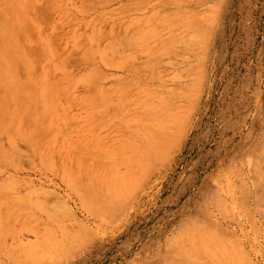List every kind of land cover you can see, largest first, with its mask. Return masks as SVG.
I'll return each instance as SVG.
<instances>
[{"label": "rangeland", "instance_id": "rangeland-1", "mask_svg": "<svg viewBox=\"0 0 264 264\" xmlns=\"http://www.w3.org/2000/svg\"><path fill=\"white\" fill-rule=\"evenodd\" d=\"M0 264H264V0H0Z\"/></svg>", "mask_w": 264, "mask_h": 264}, {"label": "bare ground", "instance_id": "bare-ground-1", "mask_svg": "<svg viewBox=\"0 0 264 264\" xmlns=\"http://www.w3.org/2000/svg\"><path fill=\"white\" fill-rule=\"evenodd\" d=\"M156 6V5H155Z\"/></svg>", "mask_w": 264, "mask_h": 264}]
</instances>
